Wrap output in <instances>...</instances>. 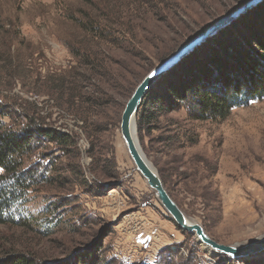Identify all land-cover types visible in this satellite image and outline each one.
Wrapping results in <instances>:
<instances>
[{
	"label": "rangeland",
	"instance_id": "1",
	"mask_svg": "<svg viewBox=\"0 0 264 264\" xmlns=\"http://www.w3.org/2000/svg\"><path fill=\"white\" fill-rule=\"evenodd\" d=\"M245 1L0 0V118L14 129L36 119L75 141L61 146L43 140L25 154L22 169L43 178L26 189L16 212L26 225L0 224V258L25 253L37 264H78L82 257L89 264H264V248L231 257L206 249L179 228L136 170L121 135L126 102L145 76ZM121 2L136 9L148 58L132 67L117 50L115 69L135 88L124 98L126 82L118 88L103 84L107 94L95 107L88 72L66 41L80 39L85 22ZM226 29L240 39L246 34L251 50L264 54V0L210 38L225 36ZM206 53L210 58L200 57L203 72L227 79L244 74L226 47L214 45ZM80 90L82 102L69 109L64 102ZM177 107L158 111L142 132L138 126L140 143L168 192L220 243L242 247L263 237L264 96L233 108L227 118L195 120L186 103Z\"/></svg>",
	"mask_w": 264,
	"mask_h": 264
},
{
	"label": "trees",
	"instance_id": "2",
	"mask_svg": "<svg viewBox=\"0 0 264 264\" xmlns=\"http://www.w3.org/2000/svg\"><path fill=\"white\" fill-rule=\"evenodd\" d=\"M121 3L108 5L106 10L103 8V15H94L85 22L82 25L85 34L80 39L66 41L71 54L88 72L87 79L91 86L88 92L92 94V104L95 107L98 104L103 105L104 94H107L103 84L118 88L119 82H126L127 85L120 93L124 98L129 97L135 88V82L129 81L124 72L115 69L118 62L114 59L117 50L129 56L132 67L139 66L148 58L145 44L137 31L142 23L136 15V9H124L125 5ZM222 33L225 36L210 38L198 46L151 88L138 112L137 123L140 132L147 121H154L158 111L167 108L175 110L181 102L187 104L191 119L207 120L227 118L233 108L247 105L250 101L264 96V54L251 50L246 34L240 39L239 35L233 34L229 29L223 30ZM251 33L250 30L248 34ZM214 45L226 47L238 61L244 74L227 79L203 72L202 68H199L200 57L210 58L206 51ZM122 66L121 68L128 70L130 64ZM67 82L71 88L75 81L70 77ZM62 83L64 84H58L59 89L65 87L66 81L63 80ZM82 98L83 93L80 90L74 99H69L64 104L66 103L69 109L75 108L76 104L82 102ZM78 115L80 119H85L81 113ZM43 140L57 142L61 146L75 144L67 133H62L55 127H44L37 123L36 119L31 120L24 128L14 129L0 118V168L4 169L0 172V224L26 225L20 215L16 216V212L20 211L19 206L26 189L37 179L43 178V173L32 172L31 169V172L29 169L23 170L24 157L25 154L40 148ZM161 177L166 184L164 175L161 174ZM89 262L84 257L78 259V264ZM0 264L37 263L28 254L11 253L5 258H0Z\"/></svg>",
	"mask_w": 264,
	"mask_h": 264
},
{
	"label": "water",
	"instance_id": "3",
	"mask_svg": "<svg viewBox=\"0 0 264 264\" xmlns=\"http://www.w3.org/2000/svg\"><path fill=\"white\" fill-rule=\"evenodd\" d=\"M259 1L261 0H247L243 2L234 10L219 17L202 31L182 43L174 52L152 69L137 85L126 102L121 120V133L126 142L128 152L134 161L136 170L154 191L157 199L170 213L177 226L184 231L195 234L204 247H210L212 251L228 254L231 257H237L242 253L264 248V236L242 247H238V245H227L214 240L201 223L188 217L170 195L158 169L145 153L138 137L137 118L146 95L165 73L175 67L184 57L189 55L211 36L215 35L232 20Z\"/></svg>",
	"mask_w": 264,
	"mask_h": 264
},
{
	"label": "crops",
	"instance_id": "4",
	"mask_svg": "<svg viewBox=\"0 0 264 264\" xmlns=\"http://www.w3.org/2000/svg\"><path fill=\"white\" fill-rule=\"evenodd\" d=\"M168 228V227H167ZM174 232H173V235L175 236V237H177V236H179L180 237V234L178 233L179 231L177 230V229H175V230H173ZM182 239H179L178 241H181Z\"/></svg>",
	"mask_w": 264,
	"mask_h": 264
},
{
	"label": "bare ground",
	"instance_id": "5",
	"mask_svg": "<svg viewBox=\"0 0 264 264\" xmlns=\"http://www.w3.org/2000/svg\"><path fill=\"white\" fill-rule=\"evenodd\" d=\"M121 135H122V133H121ZM122 138H123V136H122ZM123 141H124V143H125V146H126V148H127V145H126V142H125V140H124V138H123ZM127 151H128V149H127ZM128 154H129V152H128ZM130 155V154H129ZM131 157V156H130ZM131 159H132V157H131ZM132 161H133V159H132ZM133 163H134V161H133ZM206 248H208V249H210L211 250V248L210 247H206ZM212 251V250H211ZM214 252V251H213Z\"/></svg>",
	"mask_w": 264,
	"mask_h": 264
},
{
	"label": "snow or ice",
	"instance_id": "6",
	"mask_svg": "<svg viewBox=\"0 0 264 264\" xmlns=\"http://www.w3.org/2000/svg\"><path fill=\"white\" fill-rule=\"evenodd\" d=\"M3 171H4V169L0 168V172H3Z\"/></svg>",
	"mask_w": 264,
	"mask_h": 264
}]
</instances>
